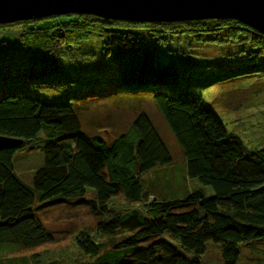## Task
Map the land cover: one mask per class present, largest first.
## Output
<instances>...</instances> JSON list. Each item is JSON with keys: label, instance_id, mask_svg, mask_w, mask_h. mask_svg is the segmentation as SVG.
<instances>
[{"label": "trees", "instance_id": "trees-1", "mask_svg": "<svg viewBox=\"0 0 264 264\" xmlns=\"http://www.w3.org/2000/svg\"><path fill=\"white\" fill-rule=\"evenodd\" d=\"M9 38L15 49H5ZM11 50L19 58L4 62ZM0 56V136L22 140L0 150V244L19 253L54 242L34 208L66 202L96 218L74 235L80 256L69 264H207L209 242L224 264H240L242 247L264 241V146L230 134L200 91L262 85L264 33L236 19L72 13L1 24ZM133 97L153 100L183 153L182 179L212 196L167 192L170 176L156 170L175 158L145 109L109 138L83 132L86 103ZM41 146L44 166L26 181L16 153Z\"/></svg>", "mask_w": 264, "mask_h": 264}, {"label": "rangeland", "instance_id": "rangeland-1", "mask_svg": "<svg viewBox=\"0 0 264 264\" xmlns=\"http://www.w3.org/2000/svg\"><path fill=\"white\" fill-rule=\"evenodd\" d=\"M10 38L12 40L14 36ZM10 38L9 42L7 41L8 44H5L7 50L16 48ZM8 52L11 55L5 57L4 62L19 58V54H14L12 50ZM200 91L204 93L206 103L220 115L230 134L240 137L248 149L255 144L264 146V79L262 85L260 82L252 86L244 82H236L229 85L216 84L206 89L202 88ZM141 100L133 97L128 101L119 102L113 98H102L86 103V106L79 110L83 132L88 135L101 134L109 138L113 134L124 131L138 110L145 109L154 120L175 158L174 164L165 168V172L161 168L156 170L159 174L163 172L162 174L170 176L163 180V186L166 188L164 181L167 179L171 180L172 188L170 192L165 191L181 196L195 188L202 189L206 196H212L214 191L211 186L189 178L182 179L184 174L181 168L185 166V159L180 147L168 130L153 100L150 97ZM44 163L42 146L35 149H21L16 153L17 172L26 181L32 182L36 171L43 167ZM152 174L149 173L147 179L153 178ZM158 182L155 185L157 188L162 183ZM34 209L56 240L19 253L11 251L12 246L9 244H0V264H69L73 262L80 256V251L74 243V235L84 227L94 229L95 226L96 218L90 213V209L85 204L77 202L51 205L37 203ZM254 246L255 249L242 247L240 264H264V241H256ZM22 256L25 262H22ZM204 260L207 264H224L217 243L207 244Z\"/></svg>", "mask_w": 264, "mask_h": 264}, {"label": "water", "instance_id": "water-1", "mask_svg": "<svg viewBox=\"0 0 264 264\" xmlns=\"http://www.w3.org/2000/svg\"><path fill=\"white\" fill-rule=\"evenodd\" d=\"M72 13L131 22L236 19L264 33V0H0V25ZM21 142L0 136V150Z\"/></svg>", "mask_w": 264, "mask_h": 264}]
</instances>
